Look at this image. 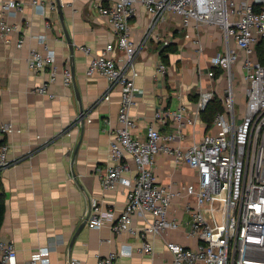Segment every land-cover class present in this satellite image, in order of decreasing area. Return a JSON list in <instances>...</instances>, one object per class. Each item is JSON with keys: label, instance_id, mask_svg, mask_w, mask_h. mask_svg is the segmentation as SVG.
<instances>
[{"label": "crops", "instance_id": "0c3cea01", "mask_svg": "<svg viewBox=\"0 0 264 264\" xmlns=\"http://www.w3.org/2000/svg\"><path fill=\"white\" fill-rule=\"evenodd\" d=\"M9 1L20 3L22 10L5 13L3 6ZM34 1L44 9L36 7ZM113 1L0 0V20L18 27L9 36L10 42L0 33V126L11 124L16 130L4 139L12 164L0 171V191L6 197L0 241L14 244L16 264H27L43 248L50 250L48 262L39 264H96L99 257L111 253L119 254L115 264H174L167 242L187 248H197L200 243L197 238L186 237L190 231L187 208L196 203L187 191H182L185 185L197 184L198 176L167 154L157 157L156 175L158 182L175 194L169 219L179 227L163 235L148 234L154 257L141 253L143 240L136 232L146 225L142 217L135 218L132 232H117L111 225L100 229L86 225L91 198L114 211L117 220L127 201L124 187L105 191L100 179L114 165L110 145L121 128L120 88L110 91L106 78L87 76L90 60L114 41L108 20L99 12L100 6ZM130 27L137 45L135 67L140 75L136 80V104L131 110L137 120L133 134L145 138L148 128L155 124L162 133H170L172 121L158 122V110L178 111L183 107L187 120H193L203 94L213 88L216 95L223 90L222 82L210 78L208 72L211 60L226 49L224 36L220 29L209 25L184 29L180 19L169 14L165 20L155 21L142 4H137ZM21 38L24 44L18 48ZM166 39L170 44L165 47ZM168 47L177 52L166 54L167 71L162 74L161 53ZM82 48H88L90 54ZM48 50L55 55L54 67L31 70L32 53L46 55ZM117 56L121 64L123 53ZM67 68L71 69L70 86L64 83ZM53 70L56 76L52 82ZM240 70L238 67L236 88L238 101L243 103ZM43 84H49L55 99L36 92ZM109 93L110 101H104ZM82 109L84 117L79 121ZM211 128L200 116L195 126L186 128V140L173 146L187 148ZM129 163L134 174L135 164L131 159Z\"/></svg>", "mask_w": 264, "mask_h": 264}, {"label": "built area", "instance_id": "2783aa9c", "mask_svg": "<svg viewBox=\"0 0 264 264\" xmlns=\"http://www.w3.org/2000/svg\"><path fill=\"white\" fill-rule=\"evenodd\" d=\"M33 4L44 9L36 1ZM137 4H142L155 21H163L169 14L180 19L184 29L209 25L220 29L224 36L226 49L211 60L212 69L208 72L210 78L222 82L223 112L215 117L211 132L187 148L173 144L186 140V128L198 123L201 113L215 99L216 89L200 98L195 119L187 120L183 107L178 111L158 110L156 120L172 121L173 130L162 133L155 124L148 128L145 138L134 136L137 120L131 110L136 104V80L140 75L135 67L137 45L132 39L130 20L136 15ZM3 9L5 13L21 11L22 5L9 1ZM99 12L108 20L114 41L90 60L87 76L106 78L110 91L120 88L121 96V128L110 145L114 165L100 179L105 191L124 187L127 201L117 220L114 211L106 210L102 201L91 198L85 218L87 227L100 229L111 225L117 232H132L135 218L142 217L146 225L136 232L143 240L141 253L154 257V245L147 239L148 234L163 235L179 227L169 219L175 194L160 184L156 175L157 157L167 154L178 165L189 166L198 176L197 184L185 185L182 191H187L196 203L195 207L187 208L190 231L186 237L197 238L200 243L197 248H187L167 242L174 264H264V61L257 50L264 41V0H114L108 6H100ZM17 30V25L0 20V33L6 42H10L9 36ZM23 44L21 38L17 47L22 48ZM163 44L168 46L170 40H163ZM82 50L90 54L88 48ZM118 52L123 53L121 64ZM54 65L55 55L50 50L46 55L34 51L29 61L33 71ZM238 67L243 103L237 97ZM159 71L166 73L167 66L160 64ZM52 75L53 82L55 70ZM64 83L66 86L72 83L70 68L64 70ZM36 92L56 98L49 92V84H43ZM110 99L111 93L104 97V101ZM238 103L243 106L242 113ZM14 132L11 124L0 126V171L12 164L9 145L4 139ZM130 159L136 167L134 174ZM49 251L41 249L27 264L48 262ZM118 257L119 254L111 253L99 257L96 264H115ZM16 263L14 244L0 241V264Z\"/></svg>", "mask_w": 264, "mask_h": 264}, {"label": "trees", "instance_id": "16d2710c", "mask_svg": "<svg viewBox=\"0 0 264 264\" xmlns=\"http://www.w3.org/2000/svg\"><path fill=\"white\" fill-rule=\"evenodd\" d=\"M258 54L262 61H264V41L258 45ZM177 49H173L172 47H168L162 51V58L164 64L167 63L168 57L166 56L167 53H176ZM221 74L220 71L217 72L219 76ZM223 112V103L221 97L216 95L215 99L212 100L207 108L201 113V120L206 124L207 128L210 129L212 126L215 117L217 114ZM6 212V197L3 191H0V226L4 221V216Z\"/></svg>", "mask_w": 264, "mask_h": 264}, {"label": "water", "instance_id": "95a60500", "mask_svg": "<svg viewBox=\"0 0 264 264\" xmlns=\"http://www.w3.org/2000/svg\"><path fill=\"white\" fill-rule=\"evenodd\" d=\"M58 2H59V0H58ZM59 5V13H60V15H62V7L60 6V4H58ZM66 35H67V31H66ZM67 40H68V42H69V44H71V41H70V39H69V37L67 36ZM71 53H72V56L74 55V48L71 46ZM81 113H82V115H81V119L84 117V111H83V109L81 110ZM75 242V238H74V240H73V242H72V244ZM69 264H71V263H69Z\"/></svg>", "mask_w": 264, "mask_h": 264}, {"label": "rangeland", "instance_id": "374dc122", "mask_svg": "<svg viewBox=\"0 0 264 264\" xmlns=\"http://www.w3.org/2000/svg\"><path fill=\"white\" fill-rule=\"evenodd\" d=\"M242 84V83H241ZM242 88H243V85H242ZM219 97H221L222 98V96H223V93H222V91L219 93V94H217ZM239 104V103H238ZM238 107H239V109H240V112L242 113L243 112V106L242 105H238Z\"/></svg>", "mask_w": 264, "mask_h": 264}]
</instances>
